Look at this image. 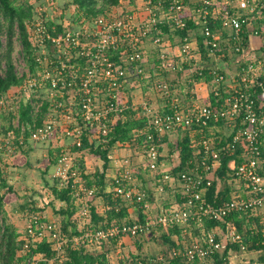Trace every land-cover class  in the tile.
Instances as JSON below:
<instances>
[{"label": "built area", "instance_id": "2783aa9c", "mask_svg": "<svg viewBox=\"0 0 264 264\" xmlns=\"http://www.w3.org/2000/svg\"><path fill=\"white\" fill-rule=\"evenodd\" d=\"M60 1L47 0L48 8H55ZM212 1L197 0L191 18L186 13L184 0H140L139 5L130 8L124 4H130L132 0H120L104 14L79 19L64 17L58 21L50 20L42 5L37 4L27 23L33 46V70L27 65V71L18 74L21 82L0 96V110L12 112L19 122L20 104L29 103L36 111L44 106V117L42 124L28 135L12 131L0 134L1 154L13 155L36 143L47 142L57 133L71 138V143L77 147L82 145L83 135H87L89 141L99 139L111 130L114 122L125 116L126 110H133L124 98L130 82L133 85L145 83L170 102L167 112L142 104L141 113L146 121L143 150L149 170L158 168V141L163 135L177 130H198L201 150L193 158L191 168L176 175L164 173L157 179L155 189L158 192L164 190L166 183L175 181L183 202L160 208L155 214L149 212L148 192L136 182L129 159L116 160L110 191L114 197L137 204L145 216L141 221L104 228L90 223L87 202L94 195L95 185L87 187L85 179L73 167L74 155L70 151H61L52 177L59 186L70 182L75 200L85 202L73 217V221L83 228L78 234L69 235L57 220L47 219L39 211L26 212L23 228L17 231L23 240L19 251L24 256L23 264H63L66 244L96 250L113 238L135 237L156 228L182 227L191 221L222 222L231 214H252L264 208V55L244 63L235 79L231 77L230 81L217 67L204 68L198 64L193 72L184 67L193 53L191 28H187L189 19L200 27L208 50L219 49L221 34L226 32L228 45L238 53L242 49L245 21L242 11L259 15L264 11V0H221L224 7L217 14L211 10ZM216 20L220 29L212 25ZM163 26L167 28L166 32ZM168 33L176 37L179 60L169 49ZM252 34L256 36L259 31L254 29ZM147 43L155 53V63L151 66L145 63ZM168 72H186L189 79L194 73L201 79L206 72L215 105L186 106L181 103L172 96L171 86L165 80L164 74ZM218 122H231L234 128L225 144L213 142L204 134L205 129ZM221 151L230 154L239 151L235 154L239 162L229 164V176L243 184L245 195L233 196L213 206L204 202V194L220 166ZM83 174H87L86 169ZM261 235L264 237V224ZM43 241L51 243L52 256L35 251ZM227 244H237L241 250L247 248L243 235L233 226H227L222 236L213 230L204 232L200 240L181 249H172L170 257L192 263L213 256ZM124 264L144 262L138 259ZM244 264H264V260L255 259Z\"/></svg>", "mask_w": 264, "mask_h": 264}, {"label": "crops", "instance_id": "0c3cea01", "mask_svg": "<svg viewBox=\"0 0 264 264\" xmlns=\"http://www.w3.org/2000/svg\"><path fill=\"white\" fill-rule=\"evenodd\" d=\"M184 1L186 4V13L187 15H190L191 18V10L196 5L197 0ZM139 3L140 0H132L130 4H126L125 2L124 6L130 8L135 4L139 5ZM189 5H191V7ZM221 7H224L221 0L212 1L211 10L213 14H217ZM242 14L245 19L243 23V41L241 52L238 53L233 52L231 47L228 45L226 32H222L221 34L220 48L214 51L208 50L203 43L200 27L196 25L193 20L189 19L193 23V27H191L193 53L189 64H184V67L190 72H193L198 64L202 65L204 68L217 67L219 70L223 71L224 74H226V79L230 81L231 77L233 79L237 76L240 67L244 63L251 59L262 57L264 55V11L259 15L249 11H242ZM212 25L213 27L220 29L218 20L213 22ZM254 29L259 31V34L256 36L252 34V30ZM169 34L170 33L167 34L169 49L174 54L175 59L179 60L178 45L175 40L176 37ZM145 59V63L148 66L155 63V53L149 43L146 44ZM185 73L168 72L164 74L165 80L171 86L172 96L178 98L176 93L178 91L179 84L182 82L181 79H185L189 85L193 84V86H195V93L197 90L202 91V96H205L204 103H208L207 99L210 101L211 94L210 79L206 80L201 78L200 80L195 81L192 79V76L189 79ZM154 93H156L157 97L150 100V97H147V95ZM124 98L128 101L129 105H131L133 111L138 109L141 112L143 103L149 104L151 108L159 112H166L169 110V98L152 91L145 83L133 85L130 82L127 85ZM196 103L197 102L192 99L191 102H186L185 105L188 106ZM198 104L201 105V103ZM233 130L234 128L231 125V122H218L211 124L207 129H205L204 134L213 142L223 144L227 139H229ZM184 136H187L188 140L193 144L199 143L201 140V133L195 129L177 130L171 132L170 134L163 135L160 138L159 165L156 171L148 169L146 155L143 151L141 152L142 149L139 144L114 146L111 151L112 161L110 166L106 169L104 178L106 188L110 190V182L116 171L115 161L118 160L120 155L129 152L132 160H130V158L128 159L132 164L136 182L144 187L148 192V201L150 203L149 212L151 214H155L160 208H167L171 205L181 204L183 202V197L179 193V187L175 181L166 183L162 192L156 191L155 184L157 179L164 173H170L171 175L177 174V172L174 173V170L179 163V144ZM71 146V138L59 136V134H57L55 139L52 138L47 142L36 143L33 147L21 150L12 156L0 153L1 169L2 171L4 169L7 172L9 183L13 187L14 196L20 199L19 202L15 203L14 208H12L13 213L18 214V212L22 213V211H25L24 206L26 204L28 207L36 206L38 208H43V212L47 219L56 220L57 217L62 219L61 215L56 213L55 210L65 207V203L58 199H54L49 189V185H52V183L55 182L54 178L51 179L55 166V162L53 163L51 161V157L55 156V152L60 153L61 151H69ZM235 152L233 154H237L239 151ZM78 154L79 153H77L76 156ZM78 156L83 158L87 174L100 171L97 168L92 170L89 169L87 160L92 155L83 151L82 153L80 152ZM93 158L96 159L97 157L93 156ZM4 161L9 163V165L6 166L3 163ZM96 165H101L100 168H102V161H96ZM51 180H53V182ZM231 180H233L234 183H232ZM213 181L215 182V194L222 191L224 188H228L230 198L236 195H245V188L243 184L234 178L218 177L215 171L213 173ZM48 194L52 197L47 199ZM89 201L91 205L95 206L98 212L106 211L109 208L102 198H93ZM124 206L126 215L123 220L131 222L140 221L139 219L141 218L143 220L145 214L137 204L125 202ZM255 213H244V215L240 214L237 216L238 218H241V220L243 219V221L249 222L252 219L247 218L246 215H255ZM7 215L16 227L17 231L23 228L24 219H18L14 215L11 217L10 213ZM253 219L259 220L260 223L264 224V215L260 216V218L253 217ZM207 222L209 223V220H205L204 223L191 221L188 224L175 229L156 228L149 233L140 234L135 237L125 236L135 242L133 246L128 249L129 252L126 254V257L123 258L124 261L121 262V264L138 259L143 260L144 264H183L182 262L184 261L177 260L181 258L170 257V251L173 248H182V246L184 247L192 241L200 240L202 234L210 230L216 231L218 236H222L227 226H233L236 229L232 220L225 219L222 222H216L215 225L210 226L208 229ZM247 226L251 229L249 224H247ZM194 236L196 237L194 238ZM121 237L125 238L124 236ZM187 239H189L190 242L185 243V240ZM261 243L263 244V242ZM225 249L227 250L224 251ZM247 249L248 247L245 250L236 249L232 247L231 244H227L226 248L211 257L205 258L204 260L194 261L192 263L185 262V264H244L246 261H252L255 259L264 260V247L259 249Z\"/></svg>", "mask_w": 264, "mask_h": 264}, {"label": "trees", "instance_id": "16d2710c", "mask_svg": "<svg viewBox=\"0 0 264 264\" xmlns=\"http://www.w3.org/2000/svg\"><path fill=\"white\" fill-rule=\"evenodd\" d=\"M68 1L71 5H76L77 7L75 14L72 16L67 15L68 18L75 17L79 19L80 17L91 18L100 14H104L117 6L120 0ZM34 6L35 4L31 3L29 0H0V96L5 94V92L12 86L19 84L22 79L18 76L12 59V51L14 46L13 43L15 38H17L21 44L22 53L24 54L29 69L31 71L33 70V60L31 56L33 46L27 32V23L33 17ZM191 27H193V23L191 20H189L187 28ZM162 29L164 32L167 31V28L164 26ZM177 34H182V32H177ZM221 72L223 73V71ZM192 79L197 81L200 80V77L194 73L192 75ZM202 79L207 80L210 79V77L205 72ZM209 103L210 105H215L212 94H210ZM44 112V106H42L40 110L36 111L33 105L29 103H21L18 110V126L13 127L8 124L2 127L1 124L0 134L12 131L15 134L22 132L24 135H28L32 129L42 124ZM6 114L7 117L12 119L15 117V114L12 112H6ZM124 114L125 116L123 118H119L116 122H114L111 130L107 134L101 136L99 139H91V141L87 139V135H83L82 145L77 147L72 144L71 149H69V151L74 156H76L77 153H82L85 151L102 161L101 170L96 171L93 174H83L85 166L81 156L75 157V161L77 163L76 166L75 164L73 165V167L76 168L80 175L85 179V184L87 187L95 185V191L92 199L102 198L109 206L108 210L98 212L95 206L91 205L90 201H88L90 223L94 227L104 228L112 224L131 222L128 220H123L126 215L124 206L125 202L122 199L113 196V193L106 188L104 180L106 169L110 166L112 161L111 151L114 146L139 144L140 148L142 149L141 151L144 152L143 145L146 133L144 132L143 128L146 122L145 117L139 116L137 112L130 109L126 110ZM159 144L160 141H158V145ZM179 145V163L175 168L174 173L191 168L193 158L198 155L201 150V144L191 143L187 136L183 137ZM60 153L57 152L54 157H51V161L53 163L56 162V159ZM232 161L238 163L239 159L235 154L221 151L220 166L216 169V175H218V177H230L229 173L231 169L229 168V164ZM49 189L54 199H58L65 203V207L55 210L56 213L61 215L62 219L60 221V225L62 230L69 235L78 234L79 232L76 230L77 223L76 221H73V217L78 209V206H76L74 202L75 198L72 194L73 188L71 187V183L69 182L65 186H59L58 181L55 180L52 185H49ZM13 193V187L9 183L8 176L2 171L0 167V264H23L24 260V256L19 254L23 240L20 238L16 227L12 222L9 221L4 207L5 197L8 194ZM229 199L230 195L228 188H224L222 191H219L217 194H215L214 181L204 194V202L213 206H217ZM24 208L25 211L26 208L29 209L28 211H43V208H36V206L28 207L26 204ZM237 215L238 214H231L225 219L232 220L237 231L243 235L244 242L248 249H259L264 247V237L261 235V226L258 229H255L257 231L253 230V228H247L243 234L241 222L243 223L244 221L243 219L241 220V218H238ZM139 220L141 221L142 218ZM215 223L216 221L209 220L207 229L210 228V226L215 225ZM175 228H177V226L169 229ZM114 239L116 238H113V240ZM261 242H263V244ZM231 245L232 247L239 249L237 244ZM226 250L227 249L224 251ZM35 251L41 252L47 257L52 256L54 253L51 243L45 241L39 243ZM64 252L66 259L64 260L63 264H108V252L104 250H84L82 248L71 246V244H66L64 246ZM177 260L184 261L182 258ZM182 263L185 264V261Z\"/></svg>", "mask_w": 264, "mask_h": 264}, {"label": "rangeland", "instance_id": "374dc122", "mask_svg": "<svg viewBox=\"0 0 264 264\" xmlns=\"http://www.w3.org/2000/svg\"><path fill=\"white\" fill-rule=\"evenodd\" d=\"M29 1L31 3L35 4L34 9L36 8L37 4H40V6L42 5V7L45 9V12H47V14H49L50 20L53 19L54 21L64 20V17L66 18V17H68L67 15H70V16L74 15L76 10H77L76 9L77 8L76 5H74V6L71 5L68 0H66V1L63 0V1H60L59 3L57 2L54 5L55 8L53 7L52 9L48 8L47 0H29ZM39 2H41V3H39ZM189 6L191 7V5H189ZM13 44H14V46H13V51H12V59H13V62H14L15 70H16L17 74H19L20 72L25 73L27 71V62L25 60L24 54L22 53L21 44H20V42H19V40L17 38H15ZM181 81L182 82L179 84L178 91L176 93L177 97L179 98V101L181 103L183 102V104L185 105L186 102H191L192 99H193L195 102H197L196 104L201 103V105H203V103L205 102V100H204L205 96H202V93H201L202 91L201 90H197L198 93L196 92L197 93V95H196V93L194 91L195 90V86H193V84L189 85V83H187L185 81V79L184 80L181 79ZM147 97H150V100H152V98H156L157 96H156V93H154V94L147 95ZM24 98H26V97H24ZM207 100H208V103H209V99H207ZM208 103H204V104H208ZM198 105H200V104H198ZM135 110L137 111V114L139 116H143L142 113L140 112V110H138V109H135ZM1 124H2V127L6 126L8 124H10L13 127H17L18 126V122H16V117H14L13 119L10 118V117H7V114L4 111H2V110H0V125ZM57 134H59V136H61L60 133H57ZM54 139H55V137H54ZM55 154H56V152H55ZM10 156H12V155H10ZM130 156H131V154L128 152V153H125L123 155H120V157L118 159L130 158V160H132ZM87 161H88L90 170L95 169V168H97L98 170H101V168H100L101 165H99V166L96 165V161L97 162H101V160H99V158L94 159L93 156H91L90 158H88ZM3 163L6 166L9 165V163H6L5 161ZM73 163L76 166L77 162L75 161V159H74ZM3 172L7 175V172L4 169H3ZM228 178H231V177H228ZM51 179H53L52 176H51ZM51 181L53 182V180H51ZM231 182L234 183L233 180H231ZM235 184H237V183H235ZM47 196H48L47 199L49 197H52L49 194ZM19 201H20V199L15 197L14 193L13 194H8L5 197V205H4V207H5L6 213L7 214L10 213L11 217L14 215L18 219L22 218V219L25 220V214H26V212H28V210H29L28 208H26V211H22V213L18 212V214L13 213V210H12V208H14V206H15V203L19 202ZM74 202H75V205L78 206L77 211H79V209L83 206V204H85V202H82V201H76L75 200ZM37 211H39V210H37ZM39 212H42L44 214L43 211H39ZM263 215H264V209L257 211L255 213V215H246L247 218H251L252 220L249 221V222L248 221L247 222L244 221L243 224L241 223L242 233L244 234L245 230L249 227V226H247V224H249L250 227L253 228V230L258 229L260 226H262V223H260L259 220L253 219V217L260 218V216H263ZM8 219L10 221L9 216H8ZM56 220L58 222H60L61 219L59 217H57ZM82 228H83L82 225H78V223L76 224V230L78 232L80 230H82ZM195 237L196 236H194V238ZM134 242H135L134 240L132 241V239L127 238V237H125V238H122V237L121 238H116L114 240L111 239V240L105 241L103 243V245L100 248H96L95 251L104 250V251L108 252V254H107L108 264H121V262L124 261L123 258H125L126 254H128V252H129L128 249H130L133 246ZM188 242H190L189 239L185 240V243H188ZM182 248H183V246H182ZM132 262H133V260H132Z\"/></svg>", "mask_w": 264, "mask_h": 264}]
</instances>
